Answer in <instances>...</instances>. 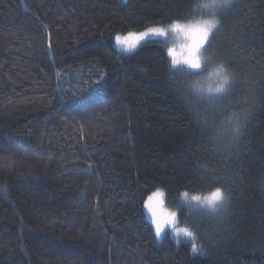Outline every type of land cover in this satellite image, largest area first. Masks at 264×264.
I'll return each instance as SVG.
<instances>
[{
  "label": "trees",
  "instance_id": "trees-1",
  "mask_svg": "<svg viewBox=\"0 0 264 264\" xmlns=\"http://www.w3.org/2000/svg\"><path fill=\"white\" fill-rule=\"evenodd\" d=\"M191 4L0 0V264H264V0L210 37L235 77L223 103L185 90L162 37L115 41ZM218 184L227 206L180 204L193 242L158 239L157 188L179 204Z\"/></svg>",
  "mask_w": 264,
  "mask_h": 264
},
{
  "label": "clouds",
  "instance_id": "clouds-1",
  "mask_svg": "<svg viewBox=\"0 0 264 264\" xmlns=\"http://www.w3.org/2000/svg\"><path fill=\"white\" fill-rule=\"evenodd\" d=\"M233 0H192L189 15L176 16L162 23L164 53L170 72L182 69L190 74L183 87L193 97L210 100L226 94L233 83V72L227 62L215 59L206 50L207 43L222 23L221 13L230 8ZM157 204L151 208L158 239L169 232L174 243L195 240V232L184 224L181 206L198 205L215 212L230 202L231 194L223 185H215L205 192L181 189L177 194L179 204L168 203V190L156 189ZM149 211L148 209H146ZM190 251L195 252V247Z\"/></svg>",
  "mask_w": 264,
  "mask_h": 264
},
{
  "label": "snow or ice",
  "instance_id": "snow-or-ice-1",
  "mask_svg": "<svg viewBox=\"0 0 264 264\" xmlns=\"http://www.w3.org/2000/svg\"><path fill=\"white\" fill-rule=\"evenodd\" d=\"M162 33H163V30L159 27H147L144 32L138 34L137 41H135V42L128 43V42H126V40L122 39V37L119 35H117L115 37V41L119 46H121L123 51L132 52L135 50L138 42L141 39H146L149 36V34H154V35L160 36ZM156 196H157V194L154 193L153 196H150L148 198V201L146 202L145 207L149 210V212H151V208L157 204Z\"/></svg>",
  "mask_w": 264,
  "mask_h": 264
},
{
  "label": "rangeland",
  "instance_id": "rangeland-1",
  "mask_svg": "<svg viewBox=\"0 0 264 264\" xmlns=\"http://www.w3.org/2000/svg\"><path fill=\"white\" fill-rule=\"evenodd\" d=\"M235 0H233V2H234ZM137 36H138V34H131V35H128V36H125V37H122V39H124V40H126V42H128V43H131V42H135V41H137ZM148 37H158V35H154V34H149V36ZM147 37V38H148ZM143 40H145V39H141L139 42H138V44H137V47H138V45L143 41ZM210 40V39H209ZM211 45V43H209V41H208V43H207V47H208V45ZM136 47V48H137ZM207 49V48H206ZM234 81H235V77L233 76V83H232V85L234 84ZM231 85V86H232ZM231 88V87H230ZM225 95V94H224ZM224 95H222V96H224ZM222 96H220V97H217V98H212V99H218V101L219 102H221V103H223L224 101H223V99H221L222 98ZM217 101V102H218ZM207 103H209V104H211L212 102H207ZM235 117L234 116H232V117H230L229 119H227V122H226V124L228 125V126H230V127H234L235 126ZM149 212V211H148ZM148 215H149V217H150V219L152 220V222H153V224H154V226H155V223H154V219H153V217L151 216V213L149 212L148 213ZM164 235V234H163Z\"/></svg>",
  "mask_w": 264,
  "mask_h": 264
}]
</instances>
